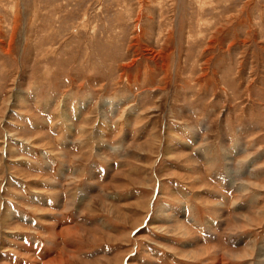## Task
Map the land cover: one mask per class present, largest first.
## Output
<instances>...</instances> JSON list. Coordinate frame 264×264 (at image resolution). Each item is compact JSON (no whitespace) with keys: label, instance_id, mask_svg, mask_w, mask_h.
<instances>
[{"label":"rangeland","instance_id":"1","mask_svg":"<svg viewBox=\"0 0 264 264\" xmlns=\"http://www.w3.org/2000/svg\"><path fill=\"white\" fill-rule=\"evenodd\" d=\"M263 247L264 0H0V264Z\"/></svg>","mask_w":264,"mask_h":264},{"label":"crops","instance_id":"2","mask_svg":"<svg viewBox=\"0 0 264 264\" xmlns=\"http://www.w3.org/2000/svg\"><path fill=\"white\" fill-rule=\"evenodd\" d=\"M211 166V164L210 165H207L206 167H210ZM99 182V181H98ZM181 184L182 185H184V183H182L181 182ZM179 186H180V184H179ZM121 188H124L123 186L121 187ZM88 190H85V191H78V193H76V197L74 198V200H73V205H74V208H77L78 207V205H79V203H80V201H82V200H84V199H87V197L89 198V197H91V194H92V188H87ZM173 190H171V193L172 192H174V193H179L181 196L183 195L181 192H180V190H181V188L180 187H176V188H172ZM191 193V192H190ZM189 193V194H190ZM195 194V192L193 191L192 193H191V195H194ZM158 196H159V194H158ZM184 196V195H183ZM205 196H208V197H213V195H212V193H211V191H207V194H205ZM193 197V196H192ZM78 200V201H77ZM139 201H141L140 202V204H142L143 203V200H139ZM139 201H137V202H139ZM183 201V200H182ZM135 201H133V203H134ZM125 203H127V202H125ZM132 203V202H131ZM183 203L186 205V203L183 201ZM48 204H49V202H48ZM128 204V203H127ZM198 204V203H197ZM51 205H55L54 203H51ZM149 206H151L150 204H149ZM163 206H164V204H163ZM117 208H118V206H117ZM208 209V208H207ZM199 210H201V209H199ZM71 218H72V216H71ZM113 218H115V216H113ZM63 219V221H64V223L66 224L68 221H69V219H70V216H68V215H66L65 214V216L62 218ZM116 220H118L117 218H115ZM61 220V219H60ZM145 222H146V219L144 220ZM147 225V224H146ZM64 235H69L68 233H65ZM123 235V234H122ZM71 241H72V239H71ZM75 244H79V242L77 241ZM83 261H88L87 259H83V258H80V257H78L77 258V263L78 264H84V262Z\"/></svg>","mask_w":264,"mask_h":264},{"label":"bare ground","instance_id":"3","mask_svg":"<svg viewBox=\"0 0 264 264\" xmlns=\"http://www.w3.org/2000/svg\"><path fill=\"white\" fill-rule=\"evenodd\" d=\"M108 205H109V204H108ZM112 208H113L112 205H109V209H110V210H109V213L112 212ZM183 229H184V227H183ZM185 229H186V228H185ZM71 230L73 231L74 229H71ZM71 230L68 229V230L65 231V233L71 234ZM75 230H76V229H75ZM77 231H78V230H77ZM188 231H189V230H188ZM94 237H95V236H94ZM263 248H264V247H263ZM204 249H205V248H204ZM204 251H205V250H204ZM207 253H208V252H207ZM63 255L66 256L67 254H63ZM246 256H247V255H246ZM242 257H243V256H242ZM69 259H70V258H69ZM73 259L75 260V258H73Z\"/></svg>","mask_w":264,"mask_h":264}]
</instances>
